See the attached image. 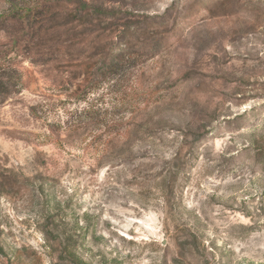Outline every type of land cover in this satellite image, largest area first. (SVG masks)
<instances>
[{
	"label": "rangeland",
	"instance_id": "rangeland-1",
	"mask_svg": "<svg viewBox=\"0 0 264 264\" xmlns=\"http://www.w3.org/2000/svg\"><path fill=\"white\" fill-rule=\"evenodd\" d=\"M76 1L109 16L75 25ZM37 7L29 23L64 25L78 65L88 40L141 28L157 52L128 72L158 98L123 109L108 87L88 94L93 70L68 82L10 56L0 264H264V0H0V16ZM89 104L105 125L68 129Z\"/></svg>",
	"mask_w": 264,
	"mask_h": 264
},
{
	"label": "trees",
	"instance_id": "trees-1",
	"mask_svg": "<svg viewBox=\"0 0 264 264\" xmlns=\"http://www.w3.org/2000/svg\"><path fill=\"white\" fill-rule=\"evenodd\" d=\"M79 6L75 10L79 22H86L92 16H97L101 22L104 21L106 14L100 8H92L82 2H74ZM38 7L29 11L27 15L18 12H9L6 15L0 16V30L8 34V40L0 44V99L1 102L7 100L14 94L15 88L19 85L17 83L21 80L19 70L12 65L11 55L16 58L30 59L33 64L40 67L55 68L62 79H67L70 82L77 77V71L81 68L93 70L91 74V81L89 82L88 94L98 91L102 88H107L112 93L120 94L122 97V108L128 105L135 111H140V108L149 103L150 100L158 98L157 92L150 94L141 93L139 91V76L132 72H128L134 66L144 64V60L148 59L151 55H156V47H148L146 40H137L135 43V34L142 32L138 28L134 33L123 32L116 46H102L99 41L88 40L83 45V53L92 54L91 61L84 65H78L69 55L70 49L77 48L76 45H64L67 41H61L65 34L64 25H49V17H45L37 24L29 23V14L33 11L38 12ZM68 12V11H66ZM71 13V12H70ZM73 13V14H74ZM65 19V18H63ZM62 19V20H63ZM51 26V27H50ZM9 29L16 30L9 33ZM91 37H96L101 40V34L97 32H90ZM136 48L140 52L135 51ZM58 58L59 61H58ZM61 58L63 60L61 61ZM79 68V69H78ZM89 74V75H90ZM15 91V92H14ZM94 106L88 105L79 115L76 116L74 121L70 124L67 123V128L73 131L86 130L87 127L83 126L84 123L92 120L99 119L100 125L104 122L103 114L93 111ZM106 112V111H105ZM90 126V125H88Z\"/></svg>",
	"mask_w": 264,
	"mask_h": 264
}]
</instances>
